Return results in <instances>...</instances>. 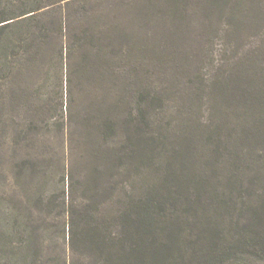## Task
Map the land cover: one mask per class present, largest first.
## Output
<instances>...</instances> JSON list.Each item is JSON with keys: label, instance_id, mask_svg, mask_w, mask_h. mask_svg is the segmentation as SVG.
I'll return each mask as SVG.
<instances>
[{"label": "trees", "instance_id": "obj_1", "mask_svg": "<svg viewBox=\"0 0 264 264\" xmlns=\"http://www.w3.org/2000/svg\"><path fill=\"white\" fill-rule=\"evenodd\" d=\"M221 3L238 36L264 31V0ZM125 6L0 0V130L28 140L0 264H264V38L226 39L183 81L184 31H143Z\"/></svg>", "mask_w": 264, "mask_h": 264}, {"label": "rangeland", "instance_id": "obj_2", "mask_svg": "<svg viewBox=\"0 0 264 264\" xmlns=\"http://www.w3.org/2000/svg\"><path fill=\"white\" fill-rule=\"evenodd\" d=\"M111 2L110 0H104ZM117 2H123L129 4V7H124L126 14V21L132 23L136 28L141 29L143 22L152 21V25L161 24L162 26H170L171 23H175V26L184 31L181 35L182 41L187 45H191L194 49L190 55L189 70L185 73L183 81H189L188 75H191L197 67L203 70L205 74H211L213 71L211 68L216 67L217 63H212L214 61L221 63L222 58L225 57V40H236L239 36L244 37V40L250 41L252 37L264 38V31L259 32L254 30L251 33L244 31L240 32V35L235 34L230 29L229 17L225 11V5L223 3L218 4L217 8L210 9L208 5V0H178L175 5H177V10L172 7L171 0H116ZM174 11H177L179 15L175 18L171 16ZM125 18V17H124ZM123 20V19H122ZM253 25V24H251ZM262 26V25H261ZM260 26V27H261ZM146 30L145 27L141 30ZM246 29V28H245ZM264 29V25H263ZM143 30V31H144ZM213 30H216L221 34L218 38H213ZM159 28L150 26V38L154 40L159 37L157 32ZM213 31V32H211ZM143 37V35H142ZM229 42V41H228ZM263 62L262 57L259 59ZM148 68V67H147ZM168 68L163 64V68L157 67V69L152 70V82L155 85H160L156 73L160 71H166ZM1 129V126H0ZM28 140L18 141L14 136L9 135L4 136L3 132L0 130V192L9 190V185L11 182L10 177H6L9 168L12 163H16L20 150ZM55 145L52 144V149H47L53 157L59 162L61 160L60 152H63L62 146H59L58 141H54ZM39 150L34 151V155L39 154ZM22 154V155H21ZM22 158L26 156L25 153H21ZM24 156V157H23ZM65 157V156H64ZM63 162V160H62ZM68 164L65 158L64 165ZM9 165V166H8Z\"/></svg>", "mask_w": 264, "mask_h": 264}]
</instances>
